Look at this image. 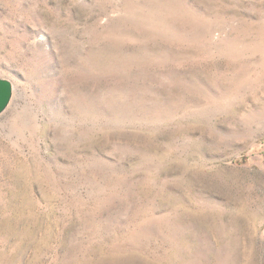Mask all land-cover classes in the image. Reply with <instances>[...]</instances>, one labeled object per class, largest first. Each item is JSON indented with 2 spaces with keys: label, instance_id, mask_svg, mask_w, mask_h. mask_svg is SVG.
Listing matches in <instances>:
<instances>
[{
  "label": "rangeland",
  "instance_id": "rangeland-1",
  "mask_svg": "<svg viewBox=\"0 0 264 264\" xmlns=\"http://www.w3.org/2000/svg\"><path fill=\"white\" fill-rule=\"evenodd\" d=\"M0 264H264V0H0Z\"/></svg>",
  "mask_w": 264,
  "mask_h": 264
},
{
  "label": "water",
  "instance_id": "water-1",
  "mask_svg": "<svg viewBox=\"0 0 264 264\" xmlns=\"http://www.w3.org/2000/svg\"><path fill=\"white\" fill-rule=\"evenodd\" d=\"M13 97V85L10 81L0 78V115L9 107Z\"/></svg>",
  "mask_w": 264,
  "mask_h": 264
}]
</instances>
